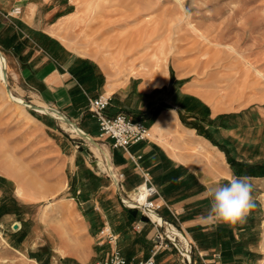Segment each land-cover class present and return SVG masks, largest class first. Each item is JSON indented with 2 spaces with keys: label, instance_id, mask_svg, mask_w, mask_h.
Wrapping results in <instances>:
<instances>
[{
  "label": "crops",
  "instance_id": "crops-1",
  "mask_svg": "<svg viewBox=\"0 0 264 264\" xmlns=\"http://www.w3.org/2000/svg\"><path fill=\"white\" fill-rule=\"evenodd\" d=\"M74 1L0 0V27H5L8 33L2 41L13 62V73L37 99V104H42L34 105L35 109L54 117L59 114L49 108L58 110L95 138L100 136V130L89 112L88 98L108 95L110 101L105 108L108 116L126 113L144 122L150 130L148 139L130 144L128 151L113 148L111 139L102 136V146L112 153L114 169L121 171V186L126 195L144 182L146 174L158 192L151 198L162 203L159 214L181 228L200 253L193 257L195 264H264V149L257 150L262 160L256 164L235 163V169L243 171L240 175H235V169L227 162L233 136L241 141L242 147H255L251 144L255 133L264 136V105H248L234 114L220 116L207 103L189 98L191 105L201 109L203 116L199 123L204 126L203 130L201 126L186 128L178 107H163L164 99L146 100L147 96L153 97L156 87L161 89L166 83L137 82V76L127 82L115 79L109 76L107 65L99 58L80 53L71 46L69 40L80 25ZM13 6L20 7L18 14H11ZM139 94L141 100L137 98ZM96 128L95 135L92 130ZM175 130L214 155L217 159L213 167L221 169L209 170L199 154L190 159L179 137L174 135ZM45 143L44 152L41 151L45 159L33 164L35 172H50L47 178L35 173L37 181L48 182L44 192L37 182L31 188L22 175V169L31 165L24 163L19 153L14 156L16 164L6 161L7 179L18 178L13 181L21 200L36 201L58 195L68 187L66 169H84L98 176L91 186L95 189L94 196L71 197L68 187L65 196L55 201L71 208L58 221L51 217L52 222L48 224L58 264H103L115 248L135 263L152 256L154 264H169L163 259L164 253L154 249L152 223L139 209L121 204L110 177L94 173L79 157L83 154L60 131L47 135ZM186 170L197 176L189 180L192 190L185 189ZM233 175L248 178L256 207L235 224L209 220V205H205L208 190L227 182ZM58 184L62 185L60 190H57ZM18 226L16 223L13 228ZM106 232L113 238L109 239Z\"/></svg>",
  "mask_w": 264,
  "mask_h": 264
},
{
  "label": "rangeland",
  "instance_id": "rangeland-1",
  "mask_svg": "<svg viewBox=\"0 0 264 264\" xmlns=\"http://www.w3.org/2000/svg\"><path fill=\"white\" fill-rule=\"evenodd\" d=\"M74 2L77 3L76 15L80 25L69 40L71 46L80 53L99 58L107 65L109 76L115 79L127 82L132 76H137V82L166 83L161 89L156 87L153 97L147 96L146 100L164 99L163 107H178L180 120L186 128L201 126L203 130L204 126L199 123V118L203 116L201 109L191 105L189 98L207 103L220 116L229 112L234 114L248 105H264V0ZM4 28L0 27V51L5 57L7 71L6 82L0 73V264H58L48 224L52 222L51 217L58 221L71 208L65 204L58 205L60 201H55L65 196L64 191L68 187L71 197L94 196L95 189L91 186L98 176L84 169H66L68 187L58 195L23 201L17 195L15 181L18 178L7 179V162L16 164L14 156L19 153L24 163L31 165L22 169V175L30 182L31 188L37 182L38 188L44 192L48 182H38L35 173L41 175L40 178H47L50 172H35L33 164L45 159L41 151L44 152L45 137L52 132L60 131L63 137L69 138L83 154L79 157L98 175L109 177L106 166L112 164L108 162L112 153L102 146V136L96 135L97 128L92 130L96 135L94 140L106 153L71 131L63 120L12 99L6 85L13 97L29 104L42 105L37 104V99L23 88V82L13 73V62L2 41L8 35ZM137 98L142 99L140 94ZM174 132L190 159L199 154L209 170L221 169L213 167L217 159L214 155L194 144L192 138H186L177 130ZM233 137V148H229L231 156H227L233 170L237 162L250 161L253 165L262 160L257 150L264 149L259 145L264 144V136L254 134L251 144L255 147H242L241 141ZM116 169L117 173L121 172ZM189 172L186 170V190L193 189V186L189 187V180L197 177ZM241 172L234 170L235 175ZM140 185L129 190V196H134ZM61 188L62 185L58 184L57 190ZM209 202L207 197L205 205ZM16 223L19 226L14 229ZM154 229L155 251H162L163 259H167L169 264H185L176 248L167 239L158 237L163 235L164 228ZM187 239L192 245V257L199 255L193 242Z\"/></svg>",
  "mask_w": 264,
  "mask_h": 264
},
{
  "label": "built area",
  "instance_id": "built-area-1",
  "mask_svg": "<svg viewBox=\"0 0 264 264\" xmlns=\"http://www.w3.org/2000/svg\"><path fill=\"white\" fill-rule=\"evenodd\" d=\"M19 12V7L12 8L11 13L18 14ZM109 101L110 97L106 94H99L96 97L88 98V109L92 118H94L98 124L100 136L110 138L113 148L120 147L125 151H128L130 144L149 138L150 130L141 120H135L126 113L108 116L105 113V108L108 106ZM106 169L115 188L118 190V197L121 204L128 208L139 209L155 228H164L163 235H159L158 237H160V239H167L169 243L176 248L185 264H194L191 255L192 245L186 235L172 222L159 214L162 203L151 198L152 195L158 192L147 175H144V182L138 187L135 195L127 196L126 191H124L121 186L122 175L115 171L112 164L110 166L107 164ZM115 181L118 182V187H116ZM140 198L143 200H140ZM175 228H177L178 231L175 230ZM106 233L108 235V232ZM108 236L109 239L113 238L112 235ZM104 264H154V258L150 256L135 263L134 260L128 259L115 248L111 251Z\"/></svg>",
  "mask_w": 264,
  "mask_h": 264
},
{
  "label": "clouds",
  "instance_id": "clouds-1",
  "mask_svg": "<svg viewBox=\"0 0 264 264\" xmlns=\"http://www.w3.org/2000/svg\"><path fill=\"white\" fill-rule=\"evenodd\" d=\"M253 188L247 177L233 175L227 182L208 190V219L228 224L243 221L256 207Z\"/></svg>",
  "mask_w": 264,
  "mask_h": 264
},
{
  "label": "water",
  "instance_id": "water-1",
  "mask_svg": "<svg viewBox=\"0 0 264 264\" xmlns=\"http://www.w3.org/2000/svg\"><path fill=\"white\" fill-rule=\"evenodd\" d=\"M0 57L2 58V53H1V51H0ZM1 72H2V80H3L4 82H6L7 71H6V66H5V64H4V61H3V64H2ZM5 87H6V91H7L9 94H11V91H10L9 87H8L7 85H6ZM24 104L27 105V107H29V108H31V109H33V110L35 109L34 104H29V103H27V102H25V101H24ZM49 109H50V110H54L55 112H57L58 114H60V116H61L60 119L63 120L64 122H66V124L73 126V127L76 129L77 134H78L79 136H81L82 138L88 140V141H89L90 143H92L93 145H95V146H97V147H100V145L94 140L93 137H91L89 134H87V133H85L83 130H81V128H79V126H78L75 122H73L71 119H69V118L66 117L65 115L61 114L58 110H55V109H53V108H49ZM109 162H110V159H109ZM115 184H116V187L119 186L117 181H115ZM116 192H117V194H118V190H117V189H116Z\"/></svg>",
  "mask_w": 264,
  "mask_h": 264
},
{
  "label": "bare ground",
  "instance_id": "bare-ground-1",
  "mask_svg": "<svg viewBox=\"0 0 264 264\" xmlns=\"http://www.w3.org/2000/svg\"><path fill=\"white\" fill-rule=\"evenodd\" d=\"M3 61H4V64H5V66H6L5 57L2 55V58L0 57V73H1V74H2V72H1V68H2ZM250 61H251V60H250ZM253 66H254V65H253ZM9 95L12 97V99H13L15 102L20 103V104H22V105H24V106H27V105L24 104V101L18 99L17 97H13L12 94H9ZM57 118H59V119L61 118L60 114L57 115ZM68 128H69L71 131H74V132L77 133L76 129H75L73 126L68 125ZM94 146H95V145H94ZM95 147H97V146H95ZM97 148H99L102 152H105L101 147H97ZM105 153H106V152H105ZM108 162H109V156H108ZM109 163H110V162H109ZM141 200H143V199L141 198ZM175 230L178 231L177 228H175ZM181 237H182V236H181Z\"/></svg>",
  "mask_w": 264,
  "mask_h": 264
}]
</instances>
